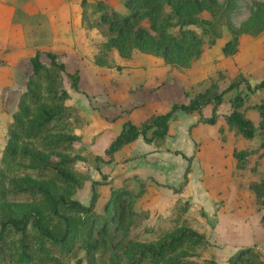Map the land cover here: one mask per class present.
<instances>
[{"label":"trees","instance_id":"16d2710c","mask_svg":"<svg viewBox=\"0 0 264 264\" xmlns=\"http://www.w3.org/2000/svg\"><path fill=\"white\" fill-rule=\"evenodd\" d=\"M236 1L125 0L127 12L122 13L106 6L103 0H81V21L83 26L85 23L94 26L102 35L93 54L98 65L119 69L122 65L116 61L115 53L130 58L134 49H138L182 69L201 54L204 44H213L224 28L230 31V37L222 45L225 55L237 50L240 34L257 35L264 30V0L256 2L239 26L230 18ZM89 9L97 13L94 19L89 18ZM45 54L48 64L41 60L39 50L29 58L31 72L26 88L12 113L6 143L0 150V264H67L60 261V256L70 258L78 248L83 255L76 262L82 264H213L212 259L193 258L206 249L209 234L204 227L193 224L191 213L188 216L192 205L188 200L176 199L171 207L175 209L172 225L155 228L158 233L145 240L129 235L137 215L134 203L137 193L129 188L108 183L109 195L102 211L96 208L95 191L88 204L73 197L75 189L89 176L75 166L76 162L91 152L79 141L77 129L82 112L77 105L67 103L70 92L62 73L75 90H79L80 74L78 69L68 70L58 52L47 50ZM242 81L249 92L264 88V78L251 84L240 77L232 79L224 89L207 87L187 102L174 101L168 110L152 112L140 122L127 119L105 148L108 158L104 160L102 155L94 154V159L113 161L117 150L139 136L145 142L161 144L176 111L189 113L201 111L209 103L216 105L226 91L237 89ZM247 95L237 91L230 97L231 110L225 119L242 136L252 138L256 126L241 110ZM256 107L262 134L258 154L261 155L264 99ZM201 119L214 123L217 114L212 112ZM252 152L233 149L236 166L242 168ZM95 168L101 170L98 162ZM248 186L257 202L263 204L264 178L249 179ZM116 230L119 235H115ZM227 262L264 264L253 246L238 247Z\"/></svg>","mask_w":264,"mask_h":264},{"label":"rangeland","instance_id":"374dc122","mask_svg":"<svg viewBox=\"0 0 264 264\" xmlns=\"http://www.w3.org/2000/svg\"><path fill=\"white\" fill-rule=\"evenodd\" d=\"M44 1L46 4L47 0H0V150L6 143L12 113L26 88L31 72L30 56L39 50L41 60L48 64L45 51H56L68 70H79V90L70 87L64 73L63 82L70 92L67 103L77 105L82 112L77 129L81 136L79 141L91 152L76 162L75 166L89 176L75 189L73 197L88 204L95 191L96 208L102 211L109 195L108 183L129 188L137 193L134 196L137 215L129 235L145 240L156 235L159 228L172 225L175 209L171 207L176 199L177 202L188 200L192 204L188 216L191 213L195 226L204 227L209 234L216 218V211L213 213L210 207L220 209V213L226 210L228 214L221 215L222 220H225L223 217L229 218L232 221L229 225L237 229L226 225L228 231L220 233L227 238L223 239L224 242L227 245L249 243L251 233L258 232L264 217V203L255 199L254 206L246 205L251 196L249 192L253 193L248 186L249 179L264 178V154L258 155L262 134L256 107L264 99V88L249 92L242 81L237 89L226 91L223 100L216 105L209 103L201 111L189 113L176 111L161 144L146 142L145 149L140 137L129 147L117 150L111 162L104 161L108 158L104 151L123 122L131 118L126 109L132 105L146 106V113L164 112L172 102H187L196 92L207 87L221 90L232 79L242 77L255 84L264 78V30L257 35L240 34L237 50L225 55L222 45L230 37V31L224 28L213 44H204L201 54L182 69L164 62L160 56L138 49L132 52V59L115 53L116 61L122 65L117 69L93 61L102 35L94 26L86 23L83 26L81 0H69L72 4L68 13L54 14L42 11ZM103 1L110 8L127 12L125 0ZM260 1L263 0H237L230 14L232 23L239 26ZM202 14L208 15L206 12ZM88 16L94 19L97 13L89 9ZM73 44L77 50L71 47ZM130 61L134 65H130ZM237 91L248 94L241 110L256 126L252 138L242 136L225 119L231 110L229 99ZM144 101L142 105L140 102ZM212 112L217 114L216 122L202 121V117L210 116ZM233 149H252L254 152L247 155L240 168L236 166ZM94 154L102 155L104 160L96 161ZM161 159L167 165L161 163ZM95 162L99 163L100 171L95 168ZM93 180H96L94 188ZM245 214L247 221L238 224V219L243 221ZM155 228L158 229L155 231ZM115 235H119V230ZM218 236V233L210 234L209 242L210 237L218 239ZM207 248L193 258L212 259L213 264H224L223 260L217 261L214 256L206 255ZM82 255L83 250L78 248L70 258L60 256V261L82 264L76 262V258Z\"/></svg>","mask_w":264,"mask_h":264},{"label":"crops","instance_id":"0c3cea01","mask_svg":"<svg viewBox=\"0 0 264 264\" xmlns=\"http://www.w3.org/2000/svg\"><path fill=\"white\" fill-rule=\"evenodd\" d=\"M57 1V2H56ZM69 0H47L46 1V4H45V1L43 2V4H42V11H45V12H48V13H50V14H54V13H61V11H63V12H66V13H68L69 11H67V10H69V6L72 4L71 3V1H69ZM0 13H1V11H0ZM0 20H1V17H0ZM79 21H80V19H79ZM79 23V22H78ZM69 25V24H68ZM78 25V24H77ZM73 40H71V42H72ZM71 47H73L74 48V50L76 49H78V48H76V47H74V44L73 45H71ZM56 52V51H55ZM144 53V52H143ZM131 57H132V55H131ZM130 57V58H131ZM132 59V58H131ZM130 65H134V64H132V62L130 61ZM140 83V82H139ZM154 86H156L155 84H154ZM160 87V86H159ZM143 88H145L146 89V85L144 84L143 85ZM156 90V89H155ZM154 90V91H155ZM140 103H143L142 105H144V103H145V101L144 102H140ZM140 106V105H139ZM139 106H134V105H132L130 108H128V109H126L127 111H128V113L127 114H131V118L130 119H132L133 121H135V122H140V121H142L143 119H145L149 114H151V113H146V106H142V108L141 107H139ZM148 112V111H147ZM118 115V114H117ZM132 116H134L133 118H132ZM141 136H139V137H137L134 141H132V142H129V143H127V144H125L122 148H124V147H129V145H131V143H135V142H137L138 140H139V138H140ZM144 142V145H145V149H146V142L145 141H143ZM122 148H120V149H122ZM160 162L161 163H164V165H167L166 164V162H164V160H160ZM250 193V198H249V200L248 201H246V205H248V204H251V205H255L256 204V201H255V195H254V193H251V192H249ZM243 198H244V200H246V198H245V196L243 195ZM226 205H224L223 207H225ZM211 209H212V212L213 211H216L215 213V215H213V216H215L216 218L213 220V222H212V225H213V227H212V230H210L209 229V235L210 234H212V233H218L219 234V238L218 239H215V238H211L210 237V242H209V244L207 245V249L208 250H206V255H210V256H214V258L217 260V261H219V259L221 260V262H222V260H223V263L224 264H228V262H227V260H228V257L238 248V247H240V246H244L245 244H251L253 247H255L256 249H258V251L260 252V254L261 255H263L264 254V223H263V220H264V217H262V226H260V228H259V230H258V232H252L251 234H252V237H251V239H250V241H249V243H247L246 241H244V243L242 242L241 244H234V245H227V243L226 242H224V240L223 239H227L226 237H225V235H224V233L223 234H221L220 235V233L221 232H224V231H228L227 229H226V225H227V227H229V228H234V229H237V228H235V227H233V226H230L229 225V222H232V221H230V219L229 218H225V217H223L225 220H222V216H224V215H226V214H228V213H226V210H224L222 213H220V212H218V211H220V209H218V210H214V208L213 207H210ZM252 208V207H251ZM225 209H229L228 207H226ZM246 209H247V211H249L248 210V208L246 207ZM207 212L209 213V211L207 210ZM218 212V213H217ZM214 213V212H213ZM219 214V215H218ZM222 215V216H221ZM247 214H245L244 215V219H243V221L241 220V219H238V224H240V223H242V222H246L247 221ZM224 221H227L228 223H226V222H224ZM240 222V223H239ZM237 224V225H238ZM242 226V225H241ZM252 229V228H251ZM232 233H234V231H232ZM257 237V238H256ZM240 245V246H239ZM230 247V248H227V247ZM224 251H226V253L224 254V255H222V257L220 258L219 257V255L222 253V252H224ZM217 255H218V257H217Z\"/></svg>","mask_w":264,"mask_h":264},{"label":"built area","instance_id":"2783aa9c","mask_svg":"<svg viewBox=\"0 0 264 264\" xmlns=\"http://www.w3.org/2000/svg\"><path fill=\"white\" fill-rule=\"evenodd\" d=\"M261 258L264 260V254H263V255H261Z\"/></svg>","mask_w":264,"mask_h":264}]
</instances>
